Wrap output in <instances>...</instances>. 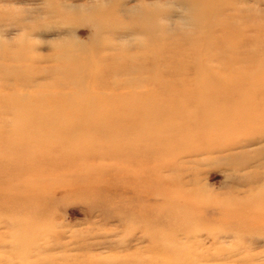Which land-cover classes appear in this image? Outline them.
<instances>
[{
    "label": "rangeland",
    "instance_id": "374dc122",
    "mask_svg": "<svg viewBox=\"0 0 264 264\" xmlns=\"http://www.w3.org/2000/svg\"><path fill=\"white\" fill-rule=\"evenodd\" d=\"M0 264H264V0H0Z\"/></svg>",
    "mask_w": 264,
    "mask_h": 264
},
{
    "label": "bare ground",
    "instance_id": "6f19581e",
    "mask_svg": "<svg viewBox=\"0 0 264 264\" xmlns=\"http://www.w3.org/2000/svg\"><path fill=\"white\" fill-rule=\"evenodd\" d=\"M196 1V3H199V4H201V3H203V1L204 0H195ZM146 17H149V16H147V14L144 16V17H142L143 19H146ZM99 31H100V27H97L96 25H94V28H93V32H94V35H98V33H99ZM72 45L70 46L69 45V47H67V49H69V50H65V51H63V52H65V53H63V52H61L58 56H60L59 58H64V59H67V60H75V61H79L80 62V60H84L88 55V52H90V51H88L87 49H86V47H85V45L84 44H78V43H76V42H72L71 43ZM93 48H94V46H93ZM71 50H74V52L79 56V57H76V58H71L72 57V55L69 53V51H71ZM116 53H118V55H119V52H116ZM138 53V52H137ZM139 53H141V52H139ZM134 54H136V53H134ZM84 55V56H83ZM117 55V54H116ZM114 56V55H113ZM107 58H109V55H107L106 56ZM112 57V56H111ZM138 57V56H137ZM135 60V59H134ZM140 60V59H139ZM122 64V63H121ZM200 68V67H199ZM108 70V73L110 72V69H107ZM107 70L105 71V72H107ZM139 70L140 71H138V72H140V73H143V74H146V75H148L147 77H144L143 75H139V74H136L137 75V77H135L134 79H132V81H135V82H133V83H136L137 81H140L141 83H146V82H152V81H158V79L161 77V76H158L157 74H154L153 72L154 71H152V69H150V68H146V67H141V68H139ZM167 70V69H166ZM99 73H103L102 72V70L99 68L98 70H97ZM84 72V71H83ZM82 72V73H83ZM126 72V71H125ZM162 72V71H161ZM137 73V72H136ZM163 73V72H162ZM161 73V74H162ZM165 73V72H164ZM163 73V74H164ZM160 74V75H161ZM170 74V73H169ZM69 76L68 77H70V76H72V74L70 73V74H68ZM163 76V75H162ZM176 78V77H175ZM213 78V77H212ZM80 79V78H79ZM169 79H170V77H169ZM163 80V79H162ZM212 80V79H211ZM90 81V80H89ZM88 81V84L90 83ZM173 81H174V79H173ZM176 81V80H175ZM161 82V81H160ZM133 83H131V82H126V83H124L125 85H127V86H131ZM156 83H158V82H156ZM214 83V82H213ZM69 84V83H68ZM68 84H66V87L65 88H67L69 85ZM87 84V83H86ZM92 84V83H91ZM91 84H90V86L88 85V86H86V87H89V88H87V89H90L91 88ZM100 84H101V82H100ZM175 84H176V82H175ZM211 84H212V82H211ZM165 85V84H164ZM169 85V84H168ZM173 85L174 84H172V87L171 88H173ZM178 84H176V86H177ZM206 85H208V83H206ZM75 86V85H74ZM73 86V87H74ZM80 86H81V84H80ZM122 83H120L116 88H122ZM162 86V85H161ZM170 86V85H169ZM78 87L79 86H77V89H78ZM86 87H83V88H86ZM94 88H95V86H93ZM163 87V86H162ZM181 87V86H180ZM207 87V86H206ZM75 88V87H74ZM81 88H82V86H81ZM80 87H79V89H81ZM153 88V87H152ZM175 88V87H174ZM70 89V88H69ZM78 89V90H79ZM95 89H98L97 88V86H96V88ZM94 89V90H95ZM156 89V88H155ZM181 89V88H180ZM164 90V89H163ZM171 90V89H170ZM177 90V89H176ZM151 91V90H150ZM2 92H4V91H2ZM39 92V91H38ZM117 92V91H116ZM87 93V92H86ZM95 93V92H94ZM102 93V92H101ZM100 93V94H101ZM108 93V92H107ZM107 93L105 92V95H107ZM114 93V92H113ZM122 93V92H121ZM121 93H117L116 95H117V97H124L123 96V94H121ZM139 93V92H138ZM151 93V92H150ZM40 94V93H39ZM41 94H43L42 92H41ZM177 94H178V92H177ZM105 95H103V96H105ZM114 95V94H113ZM113 95H111V94H109L108 93V99H112V96ZM154 95V94H153ZM156 96V95H155ZM85 97V96H84ZM175 97V96H174ZM103 99H105V98H103ZM61 100V99H60ZM64 100V99H63ZM112 101V100H111ZM115 101H116V99H115ZM114 101V102H115ZM119 101V100H118ZM62 102V101H61ZM117 102V101H116ZM112 103V102H111ZM97 109V108H96ZM91 111V110H90ZM105 114H103L102 116H104ZM83 116V115H82ZM107 116V115H106ZM88 123V122H87Z\"/></svg>",
    "mask_w": 264,
    "mask_h": 264
}]
</instances>
